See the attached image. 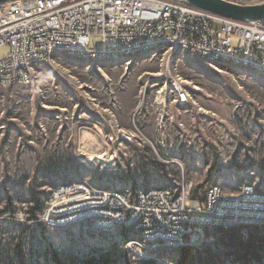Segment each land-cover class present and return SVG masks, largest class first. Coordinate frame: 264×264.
<instances>
[{
	"label": "rangeland",
	"instance_id": "1",
	"mask_svg": "<svg viewBox=\"0 0 264 264\" xmlns=\"http://www.w3.org/2000/svg\"><path fill=\"white\" fill-rule=\"evenodd\" d=\"M91 45L100 48L102 39L92 36ZM8 52L0 46V55ZM179 59L177 74L191 83L192 99L182 109L169 104L162 128L158 87L148 83L161 71L158 58L116 67L58 55L40 86H0V264H74L120 245L121 228L44 222L34 197L45 201L64 183L116 190L186 181L194 207L213 182L229 194L244 171L264 182V78L194 54ZM106 150L117 154L115 170L101 159ZM165 254L153 264H174Z\"/></svg>",
	"mask_w": 264,
	"mask_h": 264
},
{
	"label": "built area",
	"instance_id": "2",
	"mask_svg": "<svg viewBox=\"0 0 264 264\" xmlns=\"http://www.w3.org/2000/svg\"><path fill=\"white\" fill-rule=\"evenodd\" d=\"M232 34L238 36L237 46ZM94 35L102 39L100 48L91 45ZM4 44L9 52L0 55V86H40L45 67L58 64V55L116 67L141 57L160 59L161 71L151 74L148 83L158 87L161 128L169 104L182 109L192 99L191 83L177 74L180 53L264 78V19L235 20L179 0H12L0 4V46ZM110 125L116 133V123ZM122 136L126 141L132 137ZM107 150L101 159L112 171L117 154ZM190 187L182 181L109 190L73 181L53 188L42 218L54 227L88 223L98 232L127 229L118 249L132 264L160 261V253L182 246H201L211 227L264 226V182L252 171L243 172L230 194L211 183L204 197L195 196L194 207L187 206L193 197Z\"/></svg>",
	"mask_w": 264,
	"mask_h": 264
},
{
	"label": "trees",
	"instance_id": "3",
	"mask_svg": "<svg viewBox=\"0 0 264 264\" xmlns=\"http://www.w3.org/2000/svg\"><path fill=\"white\" fill-rule=\"evenodd\" d=\"M46 199L49 195L44 194ZM36 209L44 211L45 201L36 199ZM36 218V215L33 216ZM122 240L128 235L121 229ZM201 246H182L168 252L174 264H264V226H215L207 229ZM119 245L100 250L74 264H132L118 249ZM123 258V259H122ZM150 262V261H149ZM155 263L153 260L149 264ZM159 264V263H156Z\"/></svg>",
	"mask_w": 264,
	"mask_h": 264
},
{
	"label": "water",
	"instance_id": "4",
	"mask_svg": "<svg viewBox=\"0 0 264 264\" xmlns=\"http://www.w3.org/2000/svg\"><path fill=\"white\" fill-rule=\"evenodd\" d=\"M12 0H0V4ZM199 9L235 20L264 19V0L240 3L234 0H179Z\"/></svg>",
	"mask_w": 264,
	"mask_h": 264
},
{
	"label": "bare ground",
	"instance_id": "5",
	"mask_svg": "<svg viewBox=\"0 0 264 264\" xmlns=\"http://www.w3.org/2000/svg\"><path fill=\"white\" fill-rule=\"evenodd\" d=\"M92 165V164H91Z\"/></svg>",
	"mask_w": 264,
	"mask_h": 264
}]
</instances>
